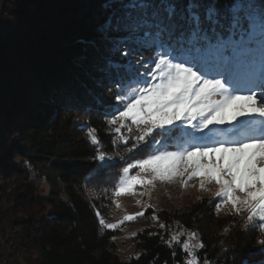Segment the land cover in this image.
<instances>
[{
	"label": "trees",
	"instance_id": "trees-1",
	"mask_svg": "<svg viewBox=\"0 0 264 264\" xmlns=\"http://www.w3.org/2000/svg\"><path fill=\"white\" fill-rule=\"evenodd\" d=\"M101 3L0 0V264H184L181 245L167 243L174 225L198 234L202 262L240 264L243 257L257 264L264 236L245 231L244 221L227 211L217 213L214 198L157 212L165 228L138 233L129 259L117 253L115 231L99 225L95 212L105 219L124 163L116 158L101 167L87 136L96 129L108 155L124 147L111 142L105 115L119 78L97 86L104 75L96 32ZM92 39L99 50L80 43ZM153 55L144 51L135 67L144 73L142 61ZM145 155L136 149L130 158Z\"/></svg>",
	"mask_w": 264,
	"mask_h": 264
},
{
	"label": "snow or ice",
	"instance_id": "snow-or-ice-1",
	"mask_svg": "<svg viewBox=\"0 0 264 264\" xmlns=\"http://www.w3.org/2000/svg\"><path fill=\"white\" fill-rule=\"evenodd\" d=\"M101 10L96 32L104 75L97 86L119 78L105 115L111 142L124 147L108 155L96 129L87 136L101 167L124 162L110 195L118 200L138 189L150 195L157 183L186 189L198 180L202 192L217 185V213L227 209L245 231L264 236V0H102ZM80 43L100 48L96 39ZM146 50L154 55L142 61L141 73L136 58ZM136 149L147 155L131 159ZM95 215L103 229L116 231L144 212L119 224ZM181 235L167 243L181 245L184 264H210L198 256L205 248L198 234L182 244ZM257 243V264H264V238ZM240 264L249 261L242 257Z\"/></svg>",
	"mask_w": 264,
	"mask_h": 264
},
{
	"label": "rangeland",
	"instance_id": "rangeland-1",
	"mask_svg": "<svg viewBox=\"0 0 264 264\" xmlns=\"http://www.w3.org/2000/svg\"><path fill=\"white\" fill-rule=\"evenodd\" d=\"M133 172H135V170H133ZM38 185L40 189L47 190V184H45L43 181H38ZM210 187V192H202L199 189L198 180L190 181L189 186L186 189L179 183H157L155 189L151 191L150 195L141 196L139 195V191H142V189H138L136 195H124L118 198V200L111 196V201L107 205L105 214V220L107 223L119 224L125 215H136L139 212H144L143 217H138L133 222L126 221L115 231L116 235L114 241L116 245V251L120 258L129 259L130 257L136 255L137 251L134 239L138 233H141L147 228H156L160 226L159 219H151L153 215L157 217V212L165 211L166 209L177 204L196 200L202 197L214 198L218 201L219 197H215L213 195L217 191L218 186L212 185ZM114 200L120 204L119 208L116 207V204L113 202ZM137 201H140L145 205L151 204L153 207L145 209L141 207V204H138ZM223 211L228 210L224 209ZM169 232L170 236L177 233H183L184 235L180 236L181 244L186 241L187 235L191 233L185 231L184 229H180L175 225L169 229ZM195 242L196 241H193V243Z\"/></svg>",
	"mask_w": 264,
	"mask_h": 264
}]
</instances>
